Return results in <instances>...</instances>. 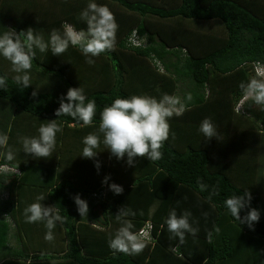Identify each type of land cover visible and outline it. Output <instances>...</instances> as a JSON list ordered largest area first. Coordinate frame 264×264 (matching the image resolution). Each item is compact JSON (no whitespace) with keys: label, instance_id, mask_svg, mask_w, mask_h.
<instances>
[{"label":"trees","instance_id":"obj_1","mask_svg":"<svg viewBox=\"0 0 264 264\" xmlns=\"http://www.w3.org/2000/svg\"><path fill=\"white\" fill-rule=\"evenodd\" d=\"M88 2L0 0V32L33 28L47 40L52 29L63 32L64 24L86 28L80 12ZM95 2L109 7L118 30L115 48L94 64L72 46L59 57L36 50L31 86L23 89L12 81L16 74L10 62L0 57V75L9 78L0 90V134L8 137L0 146V264H264V108L238 109L245 96L240 84L264 79L254 72L256 62L264 64V0ZM134 33L146 46L130 43ZM70 87H82L95 99L93 126L55 116L59 98ZM180 88L193 100L181 116L169 120L162 159L138 158L129 167L101 144L97 171L94 160L80 157L83 138L98 128L100 112L114 99L142 94L159 99ZM206 117L221 131L222 141H204L198 128ZM54 119L63 132L47 159L52 164H43L45 158L24 154L21 138L37 136L41 122ZM239 128L251 133L244 146L250 145V151L243 157L230 141ZM9 149L15 153L12 161L6 159ZM226 161L235 167L224 166ZM105 176L123 193L116 195L102 184ZM198 180L209 190L200 192ZM212 190L217 195L209 201ZM244 190L252 195L251 207L261 212L254 230L239 227L224 208L225 199ZM77 193L88 202L86 218L73 202ZM40 194L46 196L42 203L58 204L65 217L53 241L44 238V224L25 220L24 209ZM121 207L136 213L133 231L151 226L140 254L109 247L113 229L121 226L115 216ZM173 208L178 214L191 211L199 227L196 237L186 234L180 242L167 230L165 219ZM214 225L221 231L209 240Z\"/></svg>","mask_w":264,"mask_h":264},{"label":"clouds","instance_id":"obj_2","mask_svg":"<svg viewBox=\"0 0 264 264\" xmlns=\"http://www.w3.org/2000/svg\"><path fill=\"white\" fill-rule=\"evenodd\" d=\"M80 19L86 24V28L77 30L74 26L65 24L62 26L63 32L52 29L47 40L33 28L19 33L14 29L0 32V57L10 62L11 71L16 74L12 76V81L23 89L31 86L30 70L33 67L36 50L40 53L51 51L52 56L59 57L72 46L78 48L86 63L91 65L95 63V58L115 48L118 24L107 5L89 0L87 6L80 12ZM8 79L6 74L0 75V90L7 86ZM240 88L246 98H251L256 105L264 108V79L253 78L246 84L241 83ZM36 94L35 91L32 93L33 96ZM192 100L190 93L183 99L168 94L159 99L146 94L114 99L100 112L98 128L83 138L84 147L80 157L94 160L97 171L101 167L99 160H96L101 152L98 151L101 144L110 153V157H114L118 162L124 161L129 167H134L138 163V158L150 161L162 159L161 149L170 135L169 120L174 115H182L188 110ZM58 102L59 107L55 111L57 118L68 116L81 122L82 126L94 125L97 104L95 99L88 97L82 87L68 88ZM198 131L206 142L224 139L210 117L201 121ZM62 132V123L57 119L41 122L37 136L21 138L23 152L35 159L53 156L57 134ZM7 140L6 135L0 134V146L6 145ZM6 159L8 161L15 159V153L11 149L7 151ZM110 179V176H105L102 184H108ZM108 187L116 195L124 191L122 186L115 183L108 184ZM197 187L200 192L209 190V186L200 180L197 181ZM214 195H217V192L212 190L208 196L209 201ZM45 198L43 194L38 195L36 202L24 209V216L27 223L44 224L47 229L44 238L53 241L55 229L58 224L64 222L65 217L60 214L61 207L58 204L46 206L42 203ZM72 199L79 216L86 218L89 213L88 202L82 199L79 193ZM251 200L252 195L248 190H244L242 195L236 192L224 200V208L239 227L245 226L249 230H254V225L261 219V212L251 207ZM245 210L246 214L241 216ZM135 215L134 211L126 207H121L115 215L121 226L109 240V247L114 252L128 255L143 252L146 246L144 241L147 240H141L138 233L133 231L135 225L131 217ZM165 224L167 230L180 242L184 241L186 234L196 237L199 232V227L194 226L195 222L189 210L178 214L175 208L171 209ZM220 231V227L214 225L207 238L211 240L213 232L219 235Z\"/></svg>","mask_w":264,"mask_h":264},{"label":"crops","instance_id":"obj_3","mask_svg":"<svg viewBox=\"0 0 264 264\" xmlns=\"http://www.w3.org/2000/svg\"><path fill=\"white\" fill-rule=\"evenodd\" d=\"M65 25V24H64ZM69 25V24H67ZM139 43H141V46L140 47H144L146 46V40L144 38L142 39H137ZM157 68L159 72H162V70H160V65H159V62L157 63ZM188 94V92L185 90H183V88H180L179 90H177L173 96H178L180 97L181 99H183L184 97H186V95ZM246 103V104H245ZM247 106H249V110L251 111H254L256 108H258V105H256L251 98H246L245 96L242 98V100H240V104L238 106V109H242L243 111H247L248 108ZM181 116V115H179ZM176 117V116H175ZM240 129V128H239ZM250 136H251V133L250 131H247L245 128H241L240 130H238L237 132H234L233 134V140H230L231 141V144L233 146V148H238V150H242L238 155L243 157L245 156V154H243V152L247 151L246 153L248 154L249 153V147L250 145H248L247 149L244 148V146L246 145L247 142H250ZM225 148V146L223 147ZM25 154V153H24ZM26 155V154H25ZM48 158H45V161H43L42 163L43 164H52V160L51 162L47 160ZM50 162V163H49ZM235 164L234 163H230L229 161H226V164H224V166H231L232 168L235 167L234 166ZM118 229H113V234L116 233Z\"/></svg>","mask_w":264,"mask_h":264},{"label":"built area","instance_id":"obj_4","mask_svg":"<svg viewBox=\"0 0 264 264\" xmlns=\"http://www.w3.org/2000/svg\"><path fill=\"white\" fill-rule=\"evenodd\" d=\"M130 43L136 47L141 46V43L138 42L135 33L132 35ZM254 72L258 77H264V64L256 62L254 64ZM150 229L151 226L149 224H146L142 229L137 232L141 240H150Z\"/></svg>","mask_w":264,"mask_h":264},{"label":"rangeland","instance_id":"obj_5","mask_svg":"<svg viewBox=\"0 0 264 264\" xmlns=\"http://www.w3.org/2000/svg\"><path fill=\"white\" fill-rule=\"evenodd\" d=\"M211 26V25H208V27ZM210 28V27H209ZM6 195L2 196L3 198L5 197Z\"/></svg>","mask_w":264,"mask_h":264}]
</instances>
